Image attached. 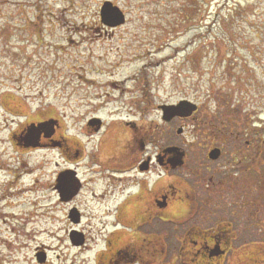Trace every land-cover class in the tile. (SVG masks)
<instances>
[{"label":"rangeland","instance_id":"374dc122","mask_svg":"<svg viewBox=\"0 0 264 264\" xmlns=\"http://www.w3.org/2000/svg\"><path fill=\"white\" fill-rule=\"evenodd\" d=\"M105 2L124 12V26L101 27ZM3 93L31 118L38 110L61 117L69 134L74 123L127 120L129 112L158 126L160 146L189 150L190 167L206 152V126L241 133L237 146L233 139L224 148L230 157L237 147L242 161L215 166H228L230 195L239 212H250L237 220L240 236L264 241V0H0ZM183 100L201 108L181 135L182 122L164 123L158 107ZM7 120L0 139L25 118ZM60 157L55 150L23 156L14 185L2 186L0 173V264H95L107 220L89 218L84 205L79 226L67 220L72 206L53 189ZM253 194L260 200L249 211ZM73 226L88 237L86 247L72 245Z\"/></svg>","mask_w":264,"mask_h":264},{"label":"flooded vegetation","instance_id":"af4514ba","mask_svg":"<svg viewBox=\"0 0 264 264\" xmlns=\"http://www.w3.org/2000/svg\"><path fill=\"white\" fill-rule=\"evenodd\" d=\"M99 23L109 30L120 28H109L101 20ZM14 100L7 93L0 95V133L8 128L9 116L25 118L0 139V173L5 179L2 186L14 185L20 178L19 171L27 165L23 156L58 151L63 164L57 165L53 189L59 203L72 206L79 225L84 218L83 205L87 212L90 209L89 218L107 220L101 221L103 249L96 254L95 264H264V241L244 239L241 231L239 234L237 220L250 212H239L241 202L230 195L234 182L228 180V166H215L222 160L237 165L242 161L244 153L239 155L235 147L241 133L235 137L233 133L222 135L214 124L206 126L201 132L206 152L197 155L196 165L190 167L189 150L173 143L160 146L158 126L142 118L137 120L129 112L127 120L107 123L94 117L85 120L83 127L74 123L72 135L63 129L61 117L38 110L31 118ZM200 108L198 105L190 118L163 121L168 125L176 119L181 121L179 134L183 135ZM46 122L53 126L41 130L36 141L27 140L30 126ZM230 142L235 146L228 157L224 147ZM215 150L220 153L217 159L210 157ZM14 154L23 164L18 168ZM260 158L264 160V156ZM65 181H73L76 186L69 201L62 189ZM258 197L264 202L263 196ZM259 200L254 194L248 196L249 211ZM67 220L74 224L70 214ZM66 231L69 235L82 234L84 244L76 248L86 247L88 237L83 231L74 226Z\"/></svg>","mask_w":264,"mask_h":264},{"label":"water","instance_id":"95a60500","mask_svg":"<svg viewBox=\"0 0 264 264\" xmlns=\"http://www.w3.org/2000/svg\"><path fill=\"white\" fill-rule=\"evenodd\" d=\"M100 18L103 24L109 28H117L123 26L126 21V16L124 12L119 7L115 6L112 2H105L103 4L100 11ZM197 109H198L197 105L187 100L181 101L177 105L161 107V110L163 111V120L167 122L177 117L189 118L197 111ZM51 126H53V124H51L50 122L41 124L39 125V127L30 126L27 140L32 142L36 141V139L40 134V131L45 129L47 131V129H49ZM178 132L181 133L182 130ZM219 154H220L219 150H215L211 153L210 157L213 159H217L219 157ZM75 188L76 186L73 183V181H68V182L65 181V183L62 185L64 195H66L65 197L66 201H69L70 196L74 195L73 193L75 191ZM70 218L73 223L78 224L79 222L78 215L75 210L70 213ZM71 242L75 246H81L84 244V237L78 232H74L71 235ZM40 263H43V261H40Z\"/></svg>","mask_w":264,"mask_h":264},{"label":"trees","instance_id":"16d2710c","mask_svg":"<svg viewBox=\"0 0 264 264\" xmlns=\"http://www.w3.org/2000/svg\"><path fill=\"white\" fill-rule=\"evenodd\" d=\"M221 128V127H220Z\"/></svg>","mask_w":264,"mask_h":264}]
</instances>
